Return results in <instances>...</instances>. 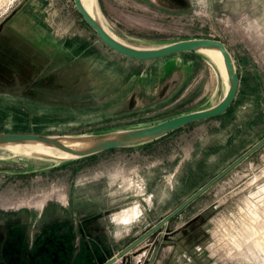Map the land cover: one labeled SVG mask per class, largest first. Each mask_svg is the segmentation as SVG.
<instances>
[{
    "label": "rangeland",
    "instance_id": "374dc122",
    "mask_svg": "<svg viewBox=\"0 0 264 264\" xmlns=\"http://www.w3.org/2000/svg\"><path fill=\"white\" fill-rule=\"evenodd\" d=\"M96 5L111 36L132 47L221 42L234 99L143 147L80 160L46 164L0 147V264H103L264 137V0ZM226 85L204 54L135 61L110 51L71 0H0V133L146 127L214 105ZM262 208L264 144L113 264H263L243 255L254 244L243 238L251 211Z\"/></svg>",
    "mask_w": 264,
    "mask_h": 264
},
{
    "label": "water",
    "instance_id": "95a60500",
    "mask_svg": "<svg viewBox=\"0 0 264 264\" xmlns=\"http://www.w3.org/2000/svg\"><path fill=\"white\" fill-rule=\"evenodd\" d=\"M71 2L77 15L80 17L82 22L94 33L97 40L105 48L122 57L135 61H151L176 54L189 53L195 55H202L200 53V51L202 50L218 51L221 56L222 64L227 77V85L225 92L222 95L221 99L215 105L207 109L181 114L146 127L101 134L76 136L0 133V147L4 145L35 142L40 143L44 146L51 147L58 151L67 153L74 157L69 160H78L93 156L98 153H102L104 151L133 148L151 143L190 123L209 120L222 115L233 101L238 83L237 74L229 52L227 51L225 46L218 40L188 39L173 42L156 48L137 49L124 45L112 38L109 34H107V32H105V30L95 20H93V18L89 16V14L82 7L79 0H71ZM63 137H67V139L71 142L83 143L86 146L79 149L69 148L62 144L61 139H63ZM263 144L264 137L261 138L258 142H256L253 146H251L248 150H246L243 154H241L231 164L224 168L219 174L214 176L211 180H209L206 184H204L201 188L194 192L189 198L182 202L172 212H170L164 218L160 219L149 230H147L145 233H143L141 236H139L137 239L127 245L122 251L107 259L103 264H113L118 259H123V256L126 253L131 251L135 246L145 240L159 227H161L168 220L177 215L188 204H190L193 200H195L206 190H208L212 185H214L218 180L224 177L236 166H238L243 160H245L249 155H251L254 151L260 148ZM59 161L61 160H58L57 162Z\"/></svg>",
    "mask_w": 264,
    "mask_h": 264
},
{
    "label": "bare ground",
    "instance_id": "6f19581e",
    "mask_svg": "<svg viewBox=\"0 0 264 264\" xmlns=\"http://www.w3.org/2000/svg\"><path fill=\"white\" fill-rule=\"evenodd\" d=\"M79 1L81 3L82 7L85 9V11L89 14V16L91 18H93V20H95L105 30V32H107V34H109L111 36L110 32H108V30L104 26V24H103V22L99 16L97 5H96V0H79ZM112 38H114V37H112ZM114 39L117 40L118 42L124 44V45H127L126 43H124L120 39H117V38H114ZM127 46H129V45H127ZM130 47H132V46H130ZM134 48H136V47H134ZM137 49H148V48H137ZM200 53L210 57L216 63L224 81L227 83V77L225 74V70H224V67L222 64V59H221L219 52L216 50H202V51H200ZM61 141H62V144H64L65 146H67L69 148L79 149V148H83L86 146L83 143L71 142L67 139V137H63V139H61ZM2 147L12 148V149L16 150L15 153H16V156L18 158H22L25 160H31V161L45 162L46 164L47 163H56L58 160H61V159H72V158H74L67 153L58 151V150L53 149L51 147L44 146L40 143H35V142H26L24 144H14V145H4ZM251 214H252V219H253L252 223L254 226H249L247 228V230L244 232L245 236L243 238L245 241L244 243H246L245 238L254 235L252 239L254 241L253 245L255 247H253V245L252 246L251 245L246 246L247 253H244V251H243V255L245 256L246 259L249 258L248 255H252L253 256L252 258H254V259L259 257L261 260H264V209L261 213H255L254 211H251ZM260 214H262V216H260ZM234 239H235V237H234ZM239 239H240V237H239ZM234 242H233L234 246L236 245L237 246L236 248H238L237 250L241 249V251H242V247H241L242 245L240 246V244H237L236 241H234ZM243 246H244V244H243ZM256 249L258 250V253H256ZM254 261H256V260H254ZM257 264H260V263L258 262ZM263 264H264V262H263Z\"/></svg>",
    "mask_w": 264,
    "mask_h": 264
},
{
    "label": "crops",
    "instance_id": "0c3cea01",
    "mask_svg": "<svg viewBox=\"0 0 264 264\" xmlns=\"http://www.w3.org/2000/svg\"><path fill=\"white\" fill-rule=\"evenodd\" d=\"M185 54H187V53H185ZM220 99H221V98H220ZM220 99H219V100H220ZM215 104H216V103H215ZM215 104H214V105H215ZM212 106H213V105H212ZM210 107H211V106H210ZM207 108H209V107H207ZM207 108H205V109H207ZM201 110H204V109H201ZM197 111H199V110H197ZM192 112H194V111H192ZM188 113H189V112H188ZM184 114H185V113H184ZM158 140H159V139H158ZM153 142H155V141H153ZM151 143H152V142H151ZM145 145H147V144H145ZM145 145L137 146V147H143V146H145ZM133 148H134V147H133Z\"/></svg>",
    "mask_w": 264,
    "mask_h": 264
},
{
    "label": "trees",
    "instance_id": "16d2710c",
    "mask_svg": "<svg viewBox=\"0 0 264 264\" xmlns=\"http://www.w3.org/2000/svg\"><path fill=\"white\" fill-rule=\"evenodd\" d=\"M79 17V16H78ZM80 18V17H79ZM84 24V23H83ZM83 159V158H82ZM78 160H80V159H78Z\"/></svg>",
    "mask_w": 264,
    "mask_h": 264
}]
</instances>
